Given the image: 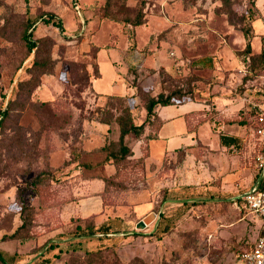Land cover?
<instances>
[{
	"label": "rangeland",
	"instance_id": "1",
	"mask_svg": "<svg viewBox=\"0 0 264 264\" xmlns=\"http://www.w3.org/2000/svg\"><path fill=\"white\" fill-rule=\"evenodd\" d=\"M28 21L55 59L30 92ZM263 48L264 0H0V264H230L262 228L232 199L257 174L259 141L241 121L264 93ZM159 93L172 96L161 128L128 136L116 167V117L128 108L141 124ZM41 172L22 215L19 190ZM105 181L97 218L63 216ZM108 217L119 233H90ZM23 219L27 236L12 238Z\"/></svg>",
	"mask_w": 264,
	"mask_h": 264
},
{
	"label": "trees",
	"instance_id": "2",
	"mask_svg": "<svg viewBox=\"0 0 264 264\" xmlns=\"http://www.w3.org/2000/svg\"><path fill=\"white\" fill-rule=\"evenodd\" d=\"M49 20H55V15L53 13H48ZM127 20V18H126ZM141 17H138L136 20L128 19L129 23L138 25L141 23ZM59 25L62 26L61 21H57ZM34 26V22L28 21L23 30H22V38L27 44L28 51L31 54L33 51H35L34 58L32 61V65L30 67L31 71V78L27 81H24L22 85L27 86V90L30 92L34 88L38 87L41 84V77L42 75L46 73H51L54 70V63L55 59L47 49L48 46L53 42L51 38H41V39H34L32 34V28ZM262 55H264V48L262 51ZM172 104V96L165 95L164 93H159L157 96H153L148 100L146 109H147V118L144 122L141 124H137L134 121V118L131 115V112L128 108H123L121 113L116 117L118 124L120 126V137H119V147L116 150H111L110 156L113 159V162L115 163L116 167H120L124 165L125 162H127L128 157L132 155V149L126 142V138L130 136L131 134L139 136L144 132L145 127H149L150 133L153 134V137H155L157 131L162 126V119L159 117L157 113V107L159 105L168 106ZM9 113V108L4 109L2 112V117L0 118V125L2 124V120L4 117H6ZM252 116V113L249 111L247 117L245 120H242L241 123H245L246 125L251 124L250 118ZM105 123H109L110 119H101ZM221 143L223 146H232L237 145L240 141V139L236 136H231L222 133L220 135ZM45 172H41L38 175H36L31 181L30 184L24 187H21L19 190V200L22 204L21 214L23 215L28 207L25 204L24 200V193L26 190L30 188H39L41 184L45 180ZM107 181H105V188L100 193L103 204L106 207L105 202V192L107 190ZM41 194V193H40ZM99 214H92L88 217H78L80 222H86L90 219H95L98 217ZM73 220V218H72ZM119 220V221H118ZM80 222L77 225V229H80ZM122 223V220L120 218H107L104 221H102L99 224H92L93 227L90 225H87V227H91L90 233L96 234L100 233L103 235H110L114 233H119L117 230L120 228V224ZM29 227V221L28 219H23L22 225L18 227V229L15 231V233L12 235V238H20V237H26L27 235H22L23 231ZM165 230L168 231L166 228ZM259 235H264V227L262 226L261 231ZM7 264V263H6Z\"/></svg>",
	"mask_w": 264,
	"mask_h": 264
},
{
	"label": "built area",
	"instance_id": "3",
	"mask_svg": "<svg viewBox=\"0 0 264 264\" xmlns=\"http://www.w3.org/2000/svg\"><path fill=\"white\" fill-rule=\"evenodd\" d=\"M249 111L252 113L250 125L259 141L257 174L251 185L239 191L232 201L240 210L260 219L264 227V93ZM230 264H264V235H259L251 245L238 251Z\"/></svg>",
	"mask_w": 264,
	"mask_h": 264
},
{
	"label": "crops",
	"instance_id": "4",
	"mask_svg": "<svg viewBox=\"0 0 264 264\" xmlns=\"http://www.w3.org/2000/svg\"><path fill=\"white\" fill-rule=\"evenodd\" d=\"M104 186L101 183L95 185L90 195L78 196L74 195L70 201L63 205L62 213L65 217H73L77 214L79 217H88L92 214H101L106 210L103 204V199L100 193L103 191ZM79 194V193H77Z\"/></svg>",
	"mask_w": 264,
	"mask_h": 264
},
{
	"label": "water",
	"instance_id": "5",
	"mask_svg": "<svg viewBox=\"0 0 264 264\" xmlns=\"http://www.w3.org/2000/svg\"><path fill=\"white\" fill-rule=\"evenodd\" d=\"M157 217L156 213H151L146 216L143 220L137 223V228L144 229L151 221H153Z\"/></svg>",
	"mask_w": 264,
	"mask_h": 264
}]
</instances>
